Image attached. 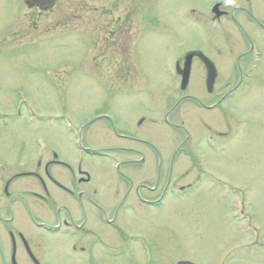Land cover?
<instances>
[{"label":"rangeland","instance_id":"1","mask_svg":"<svg viewBox=\"0 0 264 264\" xmlns=\"http://www.w3.org/2000/svg\"><path fill=\"white\" fill-rule=\"evenodd\" d=\"M215 1L219 0H60L64 8H54V14H23V18L21 14H5V6L0 5L1 155L20 164L37 149L39 153L58 149L73 161L84 153L74 144L77 136L69 128L72 123L83 131L88 148L105 146L96 151L111 156H85L84 166L102 180L103 175L113 171L115 154L121 159L128 155L124 148L112 146L133 144L118 136L107 120L92 119L93 116L104 109L123 113L127 119L121 118L119 126L125 123L127 128L145 115L146 122L137 132L160 145L162 155L171 156L172 148L184 136L177 137L166 125L169 111V120L186 126L190 133L175 161V172L184 177L181 182L192 183L206 171L220 179V183H213L210 177L201 179L189 195L176 198L168 194L161 209L147 210L145 218L156 219L144 225L145 235L164 243L172 256L160 250V264H173L180 254L197 264H264V32L246 13L237 19L247 34L229 15L216 22L210 11ZM223 1L228 12L242 4L264 22V0ZM72 3H78L80 14H62L71 11L67 7ZM187 11L189 19L183 17ZM111 14L128 17V32L125 26L124 36L116 45L107 39V26L102 21ZM157 15L161 18L159 29L150 25ZM195 16L200 17L198 22ZM96 19L100 21L95 24ZM87 24L91 28L87 29ZM14 29L17 41L12 35ZM249 38L256 42L260 54L259 61L250 68V77L244 79L245 91L237 93L236 98H227L214 111H204L192 101L173 107L187 91L211 103L219 93L228 92L239 80L238 71H244L250 63L249 56L238 60L242 52L250 49ZM195 47L208 50L219 64L222 76L213 97L205 95L201 64H195L186 92L180 89V77L170 72L174 59L182 60L185 51ZM115 52L121 54L113 55ZM20 101L28 102L37 111L35 120L28 119L24 105L22 114L18 113ZM141 101L144 102L140 104ZM233 108H239L241 113L247 109L248 116L252 113L253 121L242 137L235 133ZM243 115L246 119L244 112ZM208 125L212 127L209 130ZM217 130L225 134L219 135ZM91 132L97 138L90 137ZM39 144L45 146L40 148ZM4 145L18 147L10 146L11 151L5 152ZM190 150L205 158L202 174L196 164L193 167L194 158L186 155ZM237 203L247 208L239 216L234 215ZM250 214L260 236L254 244L251 237L255 236L250 230L255 232V227L247 229L241 223L250 220ZM56 257L48 264H69Z\"/></svg>","mask_w":264,"mask_h":264},{"label":"flooded vegetation","instance_id":"2","mask_svg":"<svg viewBox=\"0 0 264 264\" xmlns=\"http://www.w3.org/2000/svg\"><path fill=\"white\" fill-rule=\"evenodd\" d=\"M108 23L111 40L119 41L123 18L111 16ZM143 122L144 116L119 133L133 144L125 148L131 153L102 180L50 156L7 176L0 192V264H48L49 254L69 264H145L140 239L151 238L144 225L156 219H146L147 210L156 212L167 193H184L192 183H182L172 157L140 136Z\"/></svg>","mask_w":264,"mask_h":264},{"label":"water","instance_id":"3","mask_svg":"<svg viewBox=\"0 0 264 264\" xmlns=\"http://www.w3.org/2000/svg\"><path fill=\"white\" fill-rule=\"evenodd\" d=\"M47 2H51L52 0H46ZM40 3V2H39ZM193 57V54H189L187 56V64H186V69H185V73H184V81H183V88L186 87L187 82H188V74H189V66H190V62L191 59ZM201 58L204 60V56L201 55ZM206 61V60H205ZM214 80V75L211 76L210 81H209V85L211 86ZM179 264H193L191 262H185V261H181L179 262Z\"/></svg>","mask_w":264,"mask_h":264}]
</instances>
